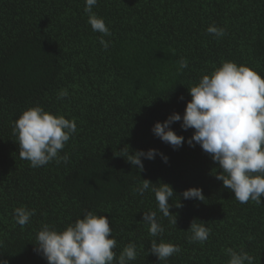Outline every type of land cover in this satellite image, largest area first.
<instances>
[{
  "label": "trees",
  "instance_id": "16d2710c",
  "mask_svg": "<svg viewBox=\"0 0 264 264\" xmlns=\"http://www.w3.org/2000/svg\"><path fill=\"white\" fill-rule=\"evenodd\" d=\"M85 6L86 0H0V262L48 264L34 245L42 225L62 231L90 211L108 217L117 257L136 245L128 264H228L227 248L264 264V197L260 204L237 201L215 178L218 164L199 144L189 146L194 130L182 129V119L169 126L184 137L179 148L152 131L173 113L183 117L188 88L225 61L264 78V0H97L92 12L110 36L92 30ZM210 25L226 34H209ZM181 58L188 66L178 72ZM61 89L69 95L58 99ZM35 106L75 119L77 130L59 153L68 154L67 163L33 168L19 158L14 122ZM127 145L129 154H158L141 157L139 172L114 155ZM142 179L173 188L168 202L176 226L159 211L151 185L142 195L134 191ZM189 188H200L206 203L184 199ZM21 206L35 209L23 228L14 219ZM151 211L164 228L158 237L142 221ZM193 219L211 229L203 243L189 242ZM153 239L181 251L159 261L148 252Z\"/></svg>",
  "mask_w": 264,
  "mask_h": 264
},
{
  "label": "clouds",
  "instance_id": "9594fccd",
  "mask_svg": "<svg viewBox=\"0 0 264 264\" xmlns=\"http://www.w3.org/2000/svg\"><path fill=\"white\" fill-rule=\"evenodd\" d=\"M96 3L97 0H86L84 11L88 13V23L94 32L110 36L111 32L104 20L92 12ZM207 32L217 38L226 34L224 28L214 25H210ZM103 36L100 44L107 49L110 42L105 41ZM187 66L188 61L181 58L177 71ZM188 89L191 100L186 104L183 117L173 113L163 123L156 122L152 129L154 135L174 149L179 148L184 143V137L177 135L169 126L182 119V129L194 130L187 143L189 146H193V142L199 144L203 152L218 164L222 171L215 174V178L223 182V187L231 190L241 204L249 201L260 204L261 197H264V78L250 67L225 61ZM68 95L67 89H61L57 98ZM76 130L75 119L51 114L40 106L23 111L12 129L17 137L19 158L30 162L33 168L53 160L67 163L68 154L61 156L59 153ZM129 152L127 145L114 155L126 156V161L137 166L139 172L144 170L141 157L151 160L158 154L155 149L135 151L133 154ZM160 155L166 163L167 157L162 153ZM150 185L159 211L168 218L171 226H176L177 214L169 211L172 205L168 202L174 196L173 188L167 183L156 186L150 180L142 179V184L134 191L142 195ZM181 195L184 199H197L206 203L200 188H189ZM174 205L176 208L183 206L180 201ZM33 215L35 209L23 206L14 209V219L22 228ZM142 221L149 225L150 236L163 234L164 228L157 221L156 212H144ZM188 231L192 233L189 242L203 243L208 239L211 229L193 219ZM111 232L107 216L94 215L89 211L62 231L48 224L42 225L34 244L35 251L42 253L48 264H128L135 260L137 251L134 243L127 244L117 257V241L110 238ZM180 251V246L164 241L158 243L156 239L151 240L148 248V252L157 256L159 261H166ZM224 251L230 257L228 264H245V261L252 264L254 260L243 250L237 252L227 248ZM0 264H7V261Z\"/></svg>",
  "mask_w": 264,
  "mask_h": 264
}]
</instances>
